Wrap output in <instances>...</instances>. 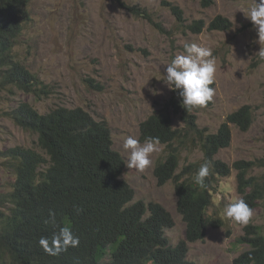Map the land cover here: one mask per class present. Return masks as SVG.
<instances>
[{
  "label": "rangeland",
  "instance_id": "obj_1",
  "mask_svg": "<svg viewBox=\"0 0 264 264\" xmlns=\"http://www.w3.org/2000/svg\"><path fill=\"white\" fill-rule=\"evenodd\" d=\"M30 0L22 32L14 45L12 57L36 78L37 87L49 92L38 100L34 94L19 89L0 68V212L8 211L3 195L14 179L7 157L14 147H37V134L16 125L12 111L27 103L38 113L63 106L80 107L95 120L104 121L111 132L113 149L125 161L120 179L135 192V201L162 205L172 216L174 226L166 231L172 245L185 238L184 223L176 212L172 181L157 184L153 170L165 157L164 146L151 157L153 165L144 172L126 167L127 153L123 139L139 140V123L151 114L166 111L174 128L188 131V119L174 114L169 101L182 104L179 90H169L163 79L167 64L183 52L187 43L210 47L216 57L217 72L213 101L204 109L190 113L195 127L215 133L227 116L242 106H249L252 124L246 131L230 125L231 139L220 149L216 159L228 167L237 161L253 162L248 177L264 187V60L257 53L264 48L258 28L247 18L252 0ZM177 5L183 22L163 5ZM258 2V0H257ZM145 9L151 21L131 14L126 6ZM216 16L227 18V30L203 29L194 34L187 28L194 21L206 24ZM157 93V94H154ZM183 107V106H182ZM183 143L175 142L179 154L178 172L202 158L193 134ZM237 171L213 184L209 214L219 216L221 227L210 228L202 242L189 243L187 259L194 264H232L248 247L236 243L243 228L225 217V208L241 198L237 192ZM252 225H264V196L253 209Z\"/></svg>",
  "mask_w": 264,
  "mask_h": 264
},
{
  "label": "trees",
  "instance_id": "obj_2",
  "mask_svg": "<svg viewBox=\"0 0 264 264\" xmlns=\"http://www.w3.org/2000/svg\"><path fill=\"white\" fill-rule=\"evenodd\" d=\"M29 3L0 0V68H6L5 77L19 89L40 100L49 96L48 90L44 86L38 89L36 78L12 57ZM201 3L207 7L212 1ZM163 5L177 22L184 21L177 5ZM126 9L151 21L145 9ZM230 25L227 18L216 16L207 27L198 20L187 28L198 34L204 28L222 31ZM168 104L174 114L188 119L189 130L183 133L174 128L171 116L163 111L139 123V141L158 137L167 149L155 165L153 176L159 186L168 181L174 185L176 212L185 226L183 241L171 245L166 235L174 226L170 213L157 202L135 201L134 190L120 179L125 161L113 149L111 132L104 121L95 120L80 107L58 106L40 114L21 103L12 111L13 119L22 129L37 134L41 153L18 146L7 152L13 161L14 179L2 199L8 211L0 212V264H194L186 258L188 243L202 242L210 228L221 227L220 217L209 214L214 200L212 188L218 177L229 175L231 168L237 171V192L254 209L264 196V187L248 177L254 163L237 161L228 167L216 159L218 151L230 144V125L241 131L251 126L250 107L232 112L215 133H210L196 129V118L178 101L172 99ZM188 134H193L202 158L199 164L189 163L177 173L180 156L174 144L183 143ZM205 159L212 162L213 174L206 180V188H200L195 175ZM50 213L55 215V227L48 222ZM64 226L79 237V246L55 257L47 255L39 245L40 238H51ZM236 243L248 248L232 264H264V225L249 223Z\"/></svg>",
  "mask_w": 264,
  "mask_h": 264
},
{
  "label": "clouds",
  "instance_id": "obj_3",
  "mask_svg": "<svg viewBox=\"0 0 264 264\" xmlns=\"http://www.w3.org/2000/svg\"><path fill=\"white\" fill-rule=\"evenodd\" d=\"M246 12V17L258 28L259 41L264 42V0H258V2L252 0V4L246 9ZM257 55L261 60H264V48H260ZM216 72V57L213 54V49L200 46L197 43L186 42L183 46V52L175 55L167 64L163 81L169 90H179L185 111L204 109L213 101L215 96V88L211 85L215 82ZM163 147L158 137H148L143 143L133 136L124 138L123 149L127 153L126 167L144 172L152 167L153 160L151 157L153 154L160 153ZM213 168L212 162L207 159L200 165L195 175V183L200 188H206V180L213 174ZM224 213L227 219L238 224L241 228L246 227L254 216L253 209L243 198L229 204ZM48 222L53 227L56 226L53 213L49 214ZM79 243V237L67 226L54 231L51 238L41 237L39 240V245L43 251L53 257L66 252L69 248L78 247Z\"/></svg>",
  "mask_w": 264,
  "mask_h": 264
}]
</instances>
